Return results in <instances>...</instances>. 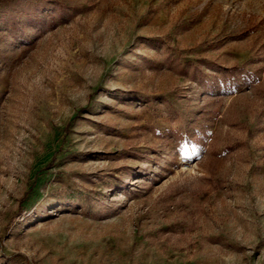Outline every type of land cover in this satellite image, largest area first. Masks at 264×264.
Wrapping results in <instances>:
<instances>
[{"label": "rangeland", "instance_id": "rangeland-1", "mask_svg": "<svg viewBox=\"0 0 264 264\" xmlns=\"http://www.w3.org/2000/svg\"><path fill=\"white\" fill-rule=\"evenodd\" d=\"M45 1L0 0V264H264V0Z\"/></svg>", "mask_w": 264, "mask_h": 264}, {"label": "trees", "instance_id": "trees-1", "mask_svg": "<svg viewBox=\"0 0 264 264\" xmlns=\"http://www.w3.org/2000/svg\"><path fill=\"white\" fill-rule=\"evenodd\" d=\"M45 2L46 3L44 5H42L41 7L46 8L47 6H50L51 4L61 6V4L59 2H54L53 0H46ZM35 11L37 12V14L39 12H42V10H38V9H36ZM7 13H8V16H9L10 20H15V21L17 20L16 14L13 11H8ZM28 17H29V19H35V18L32 17V15L30 13H28ZM173 61L178 63V66L180 68L181 73H184V72H186L188 70V68H191V70H192L191 71V77L194 78V79H197L201 83H204L205 73L201 70L202 61H197L196 63L192 62V61H187L185 63H181L178 60H172V62ZM221 71L222 72H227V70H225V69H222ZM226 77L227 76L225 74L224 78H226ZM216 78L217 77L215 76V79Z\"/></svg>", "mask_w": 264, "mask_h": 264}]
</instances>
